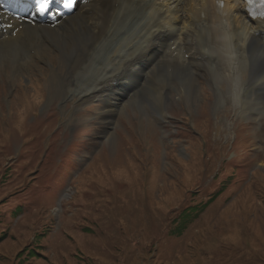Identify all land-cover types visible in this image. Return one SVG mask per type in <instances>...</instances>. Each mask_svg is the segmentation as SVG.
Returning a JSON list of instances; mask_svg holds the SVG:
<instances>
[{
	"label": "rangeland",
	"instance_id": "obj_1",
	"mask_svg": "<svg viewBox=\"0 0 264 264\" xmlns=\"http://www.w3.org/2000/svg\"><path fill=\"white\" fill-rule=\"evenodd\" d=\"M109 49L1 48L0 264H264V93L241 110L261 66L221 54L129 99Z\"/></svg>",
	"mask_w": 264,
	"mask_h": 264
},
{
	"label": "bare ground",
	"instance_id": "obj_2",
	"mask_svg": "<svg viewBox=\"0 0 264 264\" xmlns=\"http://www.w3.org/2000/svg\"><path fill=\"white\" fill-rule=\"evenodd\" d=\"M21 2L31 7L21 11ZM61 5H49L42 16L35 0H0V50L6 46L10 56L24 58L47 37L60 42L71 62L82 58L91 63L111 47L103 67L114 74L116 87L112 79L108 84L129 99L154 81L161 88L178 82L187 93L196 85L198 67H213L221 54L225 62L232 55L238 65L262 69L242 87V114L255 111L257 94L264 93V18L251 17L241 0H78L69 14ZM25 40L30 44L19 48ZM161 88L156 97L162 101L168 88Z\"/></svg>",
	"mask_w": 264,
	"mask_h": 264
},
{
	"label": "snow or ice",
	"instance_id": "obj_3",
	"mask_svg": "<svg viewBox=\"0 0 264 264\" xmlns=\"http://www.w3.org/2000/svg\"><path fill=\"white\" fill-rule=\"evenodd\" d=\"M60 3H63V6L65 8H69L74 3V0H35V4L38 6L36 8V11L40 12V14H43L44 12L49 10V5H56ZM246 4L248 6L247 11L252 14L253 18H256L257 16V13L254 10L255 8L260 9L258 15L264 18V0H259L258 3L256 2V0H246ZM221 6H223L222 3ZM18 7L21 11H26L29 7H31V5L21 2ZM55 11L56 10L53 9L50 14L55 16Z\"/></svg>",
	"mask_w": 264,
	"mask_h": 264
}]
</instances>
